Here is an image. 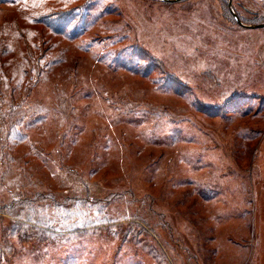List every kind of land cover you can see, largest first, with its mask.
<instances>
[{
    "label": "rangeland",
    "instance_id": "obj_1",
    "mask_svg": "<svg viewBox=\"0 0 264 264\" xmlns=\"http://www.w3.org/2000/svg\"><path fill=\"white\" fill-rule=\"evenodd\" d=\"M259 24L264 0H0V264H264Z\"/></svg>",
    "mask_w": 264,
    "mask_h": 264
},
{
    "label": "trees",
    "instance_id": "obj_2",
    "mask_svg": "<svg viewBox=\"0 0 264 264\" xmlns=\"http://www.w3.org/2000/svg\"><path fill=\"white\" fill-rule=\"evenodd\" d=\"M58 28V27H57ZM55 29L56 31H61V30H59V29ZM8 192H11V194H12V191L10 190V189H8ZM17 201L18 200H16V199H14V198H12L11 200H10V202H8V204H5L4 206H0V211H2V210H4V209H7V210H10V209H12V208H14V207H16V203H17ZM74 202V201H73ZM73 202H71V203H73ZM77 202V201H76ZM28 203H30V205L28 206L29 207V210H33V211H30L29 213H30V215H31V217H33V218H36V219H31V220H33V221H35V223L36 224H38L39 222H42V221H44L45 223H43V224H45V225H48V224H46V223H48L49 222V220H51V217L49 216V215H47V214H43V211L42 212H40V213H36L35 212V209L32 207V205H33V201H30V202H28ZM28 203H27V205H28ZM69 204V205H73V204ZM55 207H59V208H61L60 207V205H58L57 203H55ZM54 207V211H58V209L57 208H55ZM72 208H74V206H72L70 209L71 210H73ZM6 212H8V211H6ZM58 213V212H57ZM57 213H54V214H57ZM45 216V217H44ZM63 219H65L64 217L61 219V220H63ZM60 220V221H61ZM52 222V221H51ZM33 225V224H32ZM6 225H4V227H5ZM4 227H3V232H6V231H4ZM33 229L34 230H36L37 229V231H39V233L38 232H36V231H32L34 234H28L29 236L27 237V239H32V236H33V238L37 241V242H41V241H43V240H45V241H50V238L52 239V237H53V235H45V234H43V233H45L44 231H43V229H45V227H40V226H38V225H33ZM10 233V232H9ZM54 241H56V240H54ZM2 253H3V251H1L0 250V257H1V255H2ZM41 259V258H40ZM1 263V262H0ZM27 264H44V263H42L41 261H38V260H35V258H31L30 260H29V262L27 263ZM52 264V263H51ZM63 264H64V262H63Z\"/></svg>",
    "mask_w": 264,
    "mask_h": 264
},
{
    "label": "water",
    "instance_id": "obj_3",
    "mask_svg": "<svg viewBox=\"0 0 264 264\" xmlns=\"http://www.w3.org/2000/svg\"><path fill=\"white\" fill-rule=\"evenodd\" d=\"M245 27H247V28H261V27H264V24H259V25H253V26H251V25H245Z\"/></svg>",
    "mask_w": 264,
    "mask_h": 264
}]
</instances>
